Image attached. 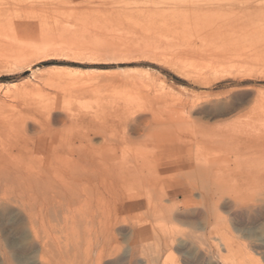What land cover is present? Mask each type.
<instances>
[{"label": "rangeland", "instance_id": "rangeland-1", "mask_svg": "<svg viewBox=\"0 0 264 264\" xmlns=\"http://www.w3.org/2000/svg\"><path fill=\"white\" fill-rule=\"evenodd\" d=\"M41 1L0 0V26L2 25L4 29L5 26L11 25L10 29L5 27L4 34L1 33L0 28V48H5L3 46L6 44V40L1 38L7 35L9 37L5 31L15 32V38L19 36L22 40L31 39L27 41L30 45L35 44V41L37 45L41 43L47 45L43 52L39 51L30 57V65L27 69L8 70V67L0 62V165H2L0 185H4V187L0 186V197H2L0 202L7 204V207H11L10 202L13 199L10 198L13 193L9 188L15 184V177L10 168L12 161L17 163L16 166L22 172L29 174L54 175L68 167H76L82 172L142 180L150 178L152 181L149 185L132 186L125 193L126 200L148 202L152 196L147 191L150 189V193L157 191L162 194L164 200L168 199V202H171L169 204L164 201L165 204L172 205V202H179V199L181 201L189 192L196 199L199 194L214 188L211 180L213 178L204 174L206 170L201 168L203 165L200 166L199 163L203 162L205 165L221 160L232 162L235 158H241L254 151L252 149L256 148L254 144L257 136H259L257 140H264V110L257 107L258 97L255 95L257 92L264 96V72L254 71L248 75L223 72L217 73L218 75L204 74L195 78L178 73L167 62L149 58L152 53L158 51V54L162 50L163 52L159 54L162 56L166 51L168 57L172 56L169 58L171 61L174 57V61L183 58L199 64H206L207 61L209 63V58L217 55V58L237 54L242 55L241 57L243 55L264 57V14H261L264 13V0ZM26 10L29 12L27 13ZM150 13L154 17L147 18ZM20 25L24 26L22 29L24 28L25 31L19 29ZM17 26H20L18 28L20 31L16 29ZM21 31L22 33L19 34ZM8 37L4 38L8 41ZM95 39L109 43L105 45H109V48H117L118 44L113 43H119L118 47H124L122 49L124 51L119 53L116 50L108 54L101 51L103 54H99L102 55L99 60L90 63L91 60L81 56L84 53L78 56V51L67 48L68 42L73 43L76 40L87 42ZM24 41L22 44H27ZM9 44L10 42L6 46ZM153 45L158 46L155 47L157 49L154 50ZM51 46L54 49L51 50ZM105 46L103 47L106 48ZM148 46H151L155 52L148 50ZM213 58L215 60V57ZM68 66L82 69L71 75L72 78L74 77L72 82H56L51 78L64 71L69 72ZM138 73L143 75L146 73L145 78ZM136 74L138 79L134 78ZM152 76L155 79H151ZM23 78H28L33 86L37 85L32 94L25 97L4 96L6 86L19 85L23 82ZM161 79L164 81L162 82ZM155 80L159 82H157L158 86L155 85ZM160 84L164 86L165 91L168 90L167 96L173 92L176 95L179 93L178 96L184 98L183 105L178 108L181 110L183 107L184 112L182 115L184 117L181 118L183 121L179 119L180 123L164 117L156 120L152 118L150 110L158 103L163 91L159 88ZM129 89L135 94L137 92L136 96L133 95L135 98L130 97L129 94L132 95L133 92L130 93ZM170 94L167 99H172ZM43 102L51 107L50 119L42 109L36 108V105H41ZM83 136H87L88 139ZM219 137L224 141H220ZM210 139H213V142ZM85 148L89 152L85 151ZM26 149L29 151L33 149L31 156ZM11 153L16 154L13 160L9 157ZM186 154H190L189 158L188 156L186 158ZM4 156L7 157L6 162ZM28 158L34 159L30 161ZM187 164L190 165L189 167L192 164V168H187ZM243 172L241 168L235 170L234 174L242 175ZM5 189L10 191H8L11 193L10 197ZM221 189L233 193L234 187L225 185ZM172 194L176 196L172 199L174 201L171 200ZM12 220L13 216H8L5 225H0V264H31V261L37 260L38 251L16 253L14 247L25 243L30 234L24 229L14 239L8 231V222ZM135 220L137 223L144 222L142 228L147 229L153 226L155 219L150 214L142 213L140 217L130 221L135 222ZM222 223L234 233L232 224L226 217L223 218ZM202 226L201 221H188L174 230V237L184 238L195 232V229L201 231ZM160 227L154 229L155 234H152L151 240H148L147 245L144 246L146 245L145 249L149 246L147 251L161 246L160 254L166 256L167 262L172 264L173 253L175 258H179V255L170 248L172 223L165 220ZM131 235L132 228L128 226L126 241ZM116 236L119 238V235ZM237 237L245 243L249 240L264 242V221L258 226L243 229L242 235ZM208 240L212 242L210 238ZM126 241L122 242L123 246L127 245ZM166 243L167 250L164 246ZM180 262L181 259L177 263Z\"/></svg>", "mask_w": 264, "mask_h": 264}, {"label": "bare ground", "instance_id": "bare-ground-1", "mask_svg": "<svg viewBox=\"0 0 264 264\" xmlns=\"http://www.w3.org/2000/svg\"><path fill=\"white\" fill-rule=\"evenodd\" d=\"M174 1H183V0H174ZM170 3H176V2H170ZM34 11L35 10H33V12ZM159 14H163V13H159ZM261 14L263 15L264 13ZM151 17H154L152 13H150L149 16H147V18H151ZM256 20L258 19L256 18ZM20 21H22V19H20ZM1 26H0V28L2 29V31L0 30L1 33L3 32L5 27L7 29L11 28V25L8 26L9 28L5 26L4 29ZM22 26L20 28L17 26L16 29L18 28L22 29ZM12 28H14V26ZM201 28L203 29V27ZM201 28L199 27V29ZM14 33L15 32L12 31H5V34H9V37L7 35L8 41L7 39H5L7 38L6 36H3L1 38L4 41L6 40V44H8V42H10V44L9 46L8 45L6 46L5 44V46H3L5 48L2 47L0 48L1 49L0 52H2L0 54L1 55L0 62L1 64L5 65V67H8L7 68L8 70L10 69L21 70L24 68L27 69L28 66L30 65V61H29V59H31L30 57L37 54V52L39 51L43 52V50L47 48V45H44L42 43L40 45H37L36 41L35 44L33 43L30 45V43L27 41H30L31 39L29 40L28 38V40H26L23 38L22 40L17 35H15L17 36L15 38ZM21 33L22 31L19 32V34ZM2 34H4V32ZM24 34H26V32ZM24 40L26 41L27 44H22ZM77 40L76 42L73 43L68 42L69 45L68 46L66 45L67 48L75 52L78 51L79 55L76 54L78 56L84 53L81 56H84L89 61L91 60L90 63H93V61L95 60H99L100 56H102V55L99 56V54L102 53L101 51H105L107 54L112 51L115 52L116 50H118L119 53L124 51L122 50L124 49V47L123 48L118 47V45H120L119 43H113L116 45L118 44L117 48L115 47L109 48L110 47L109 45H107L108 46L107 48V46L105 45L109 43H106L105 41L102 42L101 41L102 39L101 40L95 39L93 41H87V42H85L86 40H80V41ZM51 41L54 42L53 40ZM32 42L33 41H31V43ZM1 45H4V43L3 44L1 43ZM53 45L54 47H56L55 43ZM58 45L60 47V43ZM126 45H128V43ZM103 46H105L106 48H104ZM51 47H50L51 50L54 49L53 47L52 48ZM155 47L154 50L157 49ZM147 48L150 51H154L151 46H148ZM159 51L161 50L159 49ZM147 52H145V54H147ZM157 52L151 54L153 56L152 58L151 55H149L150 60L155 58L164 61V63L167 62L169 66H172V68L175 69V71L187 77L196 78L204 74L216 75L217 73L219 74L223 72L224 74L232 73L233 75L235 74L248 75L254 71H262L261 73L264 72V59L262 60V58L264 57L262 56L263 55L262 53H261L262 56L261 58L259 56H256L255 58L254 57L255 55L253 57H247L248 55L247 56L243 55V57H241L242 55L237 54L236 56L231 55L222 58L221 57L217 58L218 56L217 55V56H213L215 57V60H213L214 58L211 56L210 58H212V60L209 58V63H207L208 62L207 61L206 64H199V62L196 63V61L192 60L193 62H195L193 63L190 61H186L183 58L174 61L173 60L174 57L171 61V59L169 58H171L172 56L168 57V55H166L167 53L166 51L164 52V54H162V56L160 54L163 52V50L161 51V53L159 52L160 54L158 53L161 57L157 54ZM213 53L215 54V52ZM156 54L159 57H157ZM171 54L172 53H170L169 55ZM250 54L252 56V53ZM175 56L177 57V55ZM206 56L205 58H207ZM220 56H222L221 53ZM159 62L161 63V61ZM67 68L70 69L69 72L64 71L65 73L63 72L60 73V75L54 77L50 76V77L53 78V80L56 82L66 81L68 83L74 78V77L72 78L71 76L72 74H75L76 71L78 72L82 70V69L79 70L80 68L75 66H68ZM92 69L94 70V68ZM33 73L34 72H32V74ZM146 73H144V75ZM139 75H143V74L141 73ZM144 75L142 77H144ZM134 78L138 79L137 74ZM152 78L153 76L151 77V79ZM22 81L23 82H21L19 85L13 84V86H9V87L6 86L4 88V93H5L4 96L25 97L32 94L35 91L34 88H36L37 86L36 84H35L36 86H33V83H30L28 78H23ZM155 81H151V82L155 83ZM163 81L164 80H162V82ZM157 82L158 81H156L155 83L156 86L159 85L158 84L159 82L158 83ZM159 88L162 89L163 91H162V95L160 96L161 98L158 96L160 98V100H158V103L150 110L152 118L156 120L164 117L171 119V121L174 122L176 121L180 123L179 119L184 117L182 116L184 112L182 110L183 107L181 108V110H178V108H180V106L183 105L182 99L184 98L181 96L180 98L178 96L179 93L176 95L172 92V94L169 93L170 95H172L171 96L172 99L169 98L170 99L169 100L166 98L169 97V94L167 96L168 90L165 91L164 86H162L161 84ZM132 92L133 90L131 89L130 93ZM133 93L132 95L128 93L131 98H135V96L137 95V92L136 94ZM255 93H256L255 95H257L258 97L257 107L262 108L264 110V96H261L260 93L257 92ZM49 106L50 105H48L46 102H43L41 103V105H36V108L38 107L42 109L44 114L48 117V119H50L51 107ZM181 121L183 120L181 119ZM83 137L86 140L88 139L87 136H83ZM258 138L259 136L256 137V141L254 144L256 148L252 149L254 151H251L250 154H246L245 156L242 155L243 157L241 158H235L234 161L231 160L232 162L228 160H221L217 162H209L205 165L203 164V162L199 163L200 166L203 165V167L201 168H204V170H206L205 173L204 171L201 172L213 178L210 179L213 180L212 187L214 188L210 189V191L202 193L201 195L199 194L198 198L196 199L192 197L193 194L191 195L189 194L190 192L189 193L187 192L189 195L187 194L186 196H184L181 201L179 199V202H172V205H169L171 204V202H168V199L167 201L164 200V197L162 196L161 193L157 191H152V193H150V189H148L147 191H149V194H152V196L148 202L147 201L142 202L140 200L129 202L128 200H126L125 193L132 186H134L135 184L142 185V187H144L145 185H149L150 182L152 181L150 178H145L144 180H142L140 178H134V177L131 178L126 176H117L110 174H96L92 172L90 173L82 172L79 171L78 168L76 167H68L64 171L61 170L63 172H59L58 174L55 173L54 175L46 174V173L29 174L27 172L25 173L22 172L21 169L16 166L17 163L12 161L10 162V164L12 163V166L10 168H12L11 173L15 177V184L11 187L10 184L8 186L10 187L9 190L10 189L12 190L13 193L12 197H10L11 193H8L9 190L6 191L5 189L6 193L9 194V197L13 198L11 200L12 202H10L12 203V205L11 207L9 206L7 207L6 206L7 204L5 205L4 203L0 202V225L1 224L5 225L8 216L12 215L13 220L11 222H8L9 223L8 231L11 236H14V239L17 236V234L20 233L21 230L25 229V231L27 230L29 231L30 234L29 239L26 240V242L23 243L22 245L18 247H14V250L16 251L17 254H22L23 252L37 250L38 251L37 260L35 259L34 261H31L32 262L31 264H169L167 262L168 259H166V256L160 254L161 246L160 248H158L157 246L156 249L151 250L152 252L147 251L149 246H147V249H145L146 248L145 246L147 245L146 244L147 241L151 240L152 234H155L154 229L156 227L159 228L161 223L163 224L165 220H168L170 223H172V236H171L172 247L170 248H172V250L179 255L178 256L179 258H175L173 255L174 253L172 252L173 253L171 257L172 264H178L177 262L180 259L181 262L179 264H264V242L257 240H253V241L249 240L248 243H245L244 241L239 240V238L237 237V235H242L243 229L245 228L250 229V227L252 226H256V225L258 226V224L264 221V175H262L264 174L263 173L264 172V140L259 141L257 140ZM218 139L220 140V137ZM221 140L224 141V139ZM211 141L213 142V139ZM66 144L64 143V145ZM24 150L25 149H23V151ZM26 150L29 151L28 149ZM85 151L89 152L86 148ZM85 151L84 154H86ZM194 151L195 150H193V152ZM29 152L27 153L28 155L30 154L31 156V153H33L34 151L33 149H31ZM235 153L237 155V152ZM24 154L26 156V153ZM232 154L234 155V153ZM189 155L186 154V158L187 156L189 158ZM240 156L241 155H239V157ZM7 157H5L6 159L4 162H6ZM9 157H11V160H13L12 158H16V154L11 153V156ZM33 159L30 158L29 160L31 161ZM192 164L191 167H189L190 165L187 164V168H192ZM5 165L7 166V164ZM197 166L199 167L198 164ZM197 166L195 168H197ZM241 168L244 170L243 174L235 175L234 171L239 170ZM202 178H204V176ZM225 185L233 186L234 187V190L232 191L233 193H227L226 190L225 191L222 190L221 188ZM0 186H2V184ZM2 187H4V185ZM2 190H3L2 193L4 194V188H2L1 191ZM171 196H172L171 200L176 198V196L173 194ZM6 197L8 198V195ZM1 198L2 197H0V199ZM10 198L8 200H10ZM164 201L168 202L169 204L168 205L165 204L166 202L164 203ZM142 213H147L154 217L155 220L153 226L150 227L147 226L148 228L146 229V228H142L144 227L143 225L144 222L137 223L136 220L135 222L130 221L134 218H137L138 216L140 217ZM224 217H226L227 220H229V222L232 224L233 227L232 229L234 233L230 231L231 228L229 230L227 226L224 223H222ZM191 220H197V222L201 221L203 223V226L201 227V231H196L195 229V232H193L191 235L188 234V236H185L184 238L177 239L176 237H174V230L176 231L179 225L184 224ZM136 225H138L140 228H138V226ZM128 226L132 228V235L126 241L125 235L127 233ZM116 234L119 235V238L116 236ZM209 238L212 240V242H209L208 240ZM125 241L127 242V245L123 246L122 242L124 243ZM144 244L146 245L144 246ZM164 246H166L165 250H167V243ZM190 249H192L191 252ZM168 253L169 252H167V254Z\"/></svg>", "mask_w": 264, "mask_h": 264}]
</instances>
